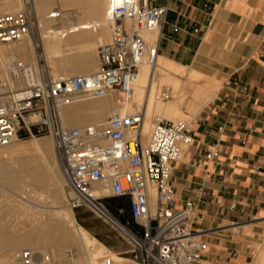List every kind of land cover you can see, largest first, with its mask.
Masks as SVG:
<instances>
[{"label":"built area","instance_id":"obj_1","mask_svg":"<svg viewBox=\"0 0 264 264\" xmlns=\"http://www.w3.org/2000/svg\"><path fill=\"white\" fill-rule=\"evenodd\" d=\"M168 11V4L159 5L158 0H110L111 37L98 48L97 72L55 78L37 44L36 64L14 65L27 76L25 88L0 93V148L49 134L65 181L67 207L74 212L88 208L104 218L132 246L136 264H215L194 230L195 202L179 206L171 182L174 165L184 160V149L193 143L192 123L158 120L144 146L145 108L120 111L132 102L141 67L153 66L159 57V36L150 43L146 34L160 33ZM40 29L35 1L23 0L17 12L0 15V46L27 37L36 41ZM0 86L6 88L2 81ZM107 96H114L116 109L104 122L64 125L62 107ZM169 97V88L157 94L160 100ZM206 156L211 159L213 152ZM96 184H110L111 196L125 200L128 219L121 221L103 204L105 198L92 196ZM150 185L156 187L154 199ZM118 213L124 215L125 208ZM16 261L35 264L29 249L18 252Z\"/></svg>","mask_w":264,"mask_h":264},{"label":"crops","instance_id":"obj_2","mask_svg":"<svg viewBox=\"0 0 264 264\" xmlns=\"http://www.w3.org/2000/svg\"><path fill=\"white\" fill-rule=\"evenodd\" d=\"M158 4L169 7L159 56L221 82L192 121L193 143L171 182L179 206L196 204L194 230L207 258L232 263L235 235L264 231V0Z\"/></svg>","mask_w":264,"mask_h":264},{"label":"bare ground","instance_id":"obj_3","mask_svg":"<svg viewBox=\"0 0 264 264\" xmlns=\"http://www.w3.org/2000/svg\"><path fill=\"white\" fill-rule=\"evenodd\" d=\"M34 1L41 25L39 45L42 48V54L46 63L49 64L48 67L51 74L55 78H58L88 74L94 69H98L99 71L101 65H97L95 61L89 63L88 67L80 66V68H77L76 66H69L66 62L60 61L57 58L65 51H61L60 49V44L63 40L70 43L85 36L86 38L89 37L90 39L82 43V45L93 51L96 48L97 42H103L109 37V32L111 31L108 18L110 0ZM227 2L229 3V1ZM22 5L23 0H2L0 3V13L7 11L15 12L17 9L20 10ZM56 7L60 8V18L63 21L66 20L71 23L72 19L75 18L84 20V22H79L78 25L70 28H52L51 25L56 21L57 16ZM156 31L157 38L159 30ZM154 36L152 35L151 39ZM207 46V48H212L213 46H218V44L215 42L213 46ZM92 53L90 54L91 58H93ZM29 55L33 59L24 63L23 60L27 59ZM37 57V43L31 37L23 39L21 45L14 49H9L5 45L3 47L0 46V81L6 84L5 89L0 86V93L7 90L24 89L27 83V76L24 73H18L14 65L16 62L27 66L36 64L38 61ZM55 63H59V66L54 67ZM175 64L176 62L159 56L153 66H142L141 74L135 85L131 99L132 102L120 110L122 113L131 112L130 110H139L142 109V104H145L143 101L146 102L145 119L147 120H145L142 128L144 146L149 142L154 124L158 120H161V118L150 120L153 119L155 113L169 111L171 118L176 117L179 111L185 114L187 112L185 105L191 98L194 87L198 86L201 82V76L203 75L201 72L196 71V69L193 70L190 67L185 70H176L172 67ZM155 73H159L163 80L168 79L171 83L168 84V87L172 98L165 104L160 99H157L156 89L158 83ZM204 85L201 83L199 86L203 87ZM195 98H197V95ZM82 102L85 103L79 105L75 103L74 105H68L69 107L64 106L67 109L61 108V117L65 126L69 127L68 125L79 124L85 121H91L92 124H97V122L102 123L105 121L104 118L107 113H110V116L113 110L116 109L115 106L105 107L103 103L86 102V100ZM85 109L93 110L95 114L93 116L85 115ZM93 119L97 120L94 121ZM17 142L0 148V181H2L4 189L15 193L14 200H23L24 209H22L21 204H18L21 207V211L16 210L17 214H15L22 215L23 218L25 215L29 223L24 224L25 221L22 223V226H17L20 222L16 225V228L10 223L7 224V227L2 225L0 236L4 233L6 235L9 234L10 240L8 239L9 243H5L6 246H4L3 250L0 249L5 254L2 256L3 258L0 257L2 258L0 264H14L16 262V255L21 251V248L32 242L35 245L42 242L46 244L48 242L51 246L59 247V251L69 243L76 244L84 257L82 263H79L78 260L79 264H127L126 259L111 252L105 245L94 239L84 227L79 225L74 211L67 208L66 204L65 206L63 205V202L66 201L65 181L59 167V162L55 160L56 150L53 139L51 137H41L30 143ZM4 189L0 191V197L5 195L6 190L4 191ZM150 190L154 199L156 197V187L150 185ZM90 192L95 198H105L111 192L110 184H96L90 189ZM6 196L8 195L6 194ZM153 203L155 204L154 201ZM27 210H31V213H27ZM4 211L2 212L5 213ZM65 224H67V227ZM122 228V233L126 235L127 230L123 226ZM36 233L47 234L48 238L46 242L43 239L34 238V234ZM262 259H264V246L255 253L252 264H264ZM45 260V256H34L35 264H47Z\"/></svg>","mask_w":264,"mask_h":264},{"label":"rangeland","instance_id":"obj_4","mask_svg":"<svg viewBox=\"0 0 264 264\" xmlns=\"http://www.w3.org/2000/svg\"><path fill=\"white\" fill-rule=\"evenodd\" d=\"M1 2H2V0H0V3ZM56 8L57 9L55 11L57 13V16H56V21L51 25L52 28H59V29L70 28L72 26L78 25L79 22H84V20H78L75 18L72 19L71 23L66 21V20L63 21V19L60 18V16H61L60 8L59 7H56ZM18 10L19 9H17L15 12H17ZM8 13H14V12H11V11L10 12L9 11L2 12V13H0V15L8 14ZM110 32H109V37L105 41L96 43V46H95L96 48H94L93 51H91L90 48L84 47L82 45V43H85V42H87L88 39H90L89 37L86 38V36H85V37H83L77 41L75 40V41L70 42V43L63 40V42L60 44V46H61L60 49H61V51H63V50H65V51H63L62 54H60L57 59L60 61L66 62L69 66H76L77 68H80V66L88 67L89 63H92L94 61L97 65L100 64L99 57H98V48L101 45L109 42L110 36H111ZM152 35H155L153 37V39H151ZM156 35H157V31L148 32L146 34L147 41L150 43L155 41ZM22 42H23V40L16 42V43H13V44L5 45V47H7L9 49H14V48L18 47L19 45H21ZM36 43L37 44L40 43L38 38H36ZM66 45H69V46H66ZM3 46L4 45H2L1 47H3ZM66 50H68V51H66ZM42 53H43V51H42ZM91 53H92L93 58L90 57ZM32 59H33V57H31L29 55L27 57V59L23 60V62L26 63L27 61H30ZM58 64L59 63H55L53 66L58 67L59 66ZM179 65H181V64H178V66H177V63H176L172 67L176 70L177 69L178 70H185L188 68L186 66L183 67V65L182 66H179ZM48 66H49V64H48ZM96 71H98V69H94L93 71H90V72H96ZM155 76H156L157 83H158L157 89H156V95H157L163 87L169 88L168 84H171V83L168 79L163 80V78L159 75V73H155ZM161 79L163 80V82H161L162 81ZM201 83H203L205 85L203 87H200L199 85ZM200 84H198V86L194 87V89L192 91V96L189 99V101L187 102V104L185 105V108L187 110V112L185 114L182 111H179L178 112L179 114H177L176 117L171 118L169 111H167V112H156L153 119H150V120L152 121V120H155L157 118L167 119V120H171V121L182 120V121H187L191 124L192 121L198 116L199 111L202 110V108H204L205 106H207L211 102L212 98L218 92L219 87L221 85V82H220L218 77H210V76H206L203 74L201 76ZM196 95H197V98H195ZM171 98L172 97L170 96L169 99L161 100V102L163 104H165V103L169 102L171 100ZM87 101L92 102V103H103V105L105 107L116 106L114 96H107L104 98H97V99H89V100H86V102ZM83 103H85V102H79V103H76V105L83 104ZM143 103H145V104H142V108H145V110H146V102L143 101ZM67 107H69V106H67ZM67 107H64V109L65 108L67 109ZM130 111L134 112L133 110H130ZM84 112H85V115H92L93 116L95 114V112L93 110H90V109H85ZM109 114L110 113H107L106 117L104 118L105 120L109 117ZM93 120L96 121L97 119L96 120L93 119ZM145 120H147V119H145ZM97 123H100V122H97ZM89 124H92L91 121L90 122L85 121V122H81L79 124L68 125V126L69 127H80V126L83 127V126H86ZM151 128H152V125H151ZM41 137H51V136L49 134H43V135L37 136V137H29L25 140L18 141L17 143H30L33 140L35 141L37 138L39 139ZM51 139H52V137H51ZM55 160L58 162V158H57L56 154H55ZM60 174H61V172H60ZM2 184H3L2 181H0V191H3L2 189H4ZM5 190L6 189H4V191ZM4 194L5 195L0 197V206L2 207V208L0 207V211H1L0 228L2 229V227L4 225L7 227V224H9V223L12 224V226H15V228H16V225L20 222L21 223L18 224L17 226H22L23 225L22 223H24L25 221L26 222L24 224L29 223L28 219L26 218L25 215H24V218L22 215H16L17 214L16 210L21 211V207H19L20 204L22 205V209H24L23 208L24 205L22 204L23 200H19V199L14 200L13 198H15V193H13V191L6 190ZM6 194L8 196H6ZM111 194L112 193L110 192V194L107 197H105L103 204L115 216L120 217V220L124 222L126 219H128V210L125 209V214L122 216L119 215L118 210L120 208H123V205H126V206H128V205L124 199L112 197ZM65 204H66V201L63 202L64 206H65ZM13 208L14 209L17 208V209L14 210ZM2 211H4L5 213H3ZM26 212L31 213V210H27ZM74 213H75V216H76V219H77V222L79 223V225L84 227L91 234V236L94 237V239H96L97 241H99L103 245H105L111 252H113V253L117 254L118 256L126 259L125 261L127 262V264H136L135 253L133 252L132 246L129 244V242L126 240V238H124L119 233V231L114 230L111 227V225L107 221L104 220V218L100 217L99 215H97L95 212H93L91 209H88V208H81L79 210H76ZM21 217H22V219H21ZM3 218H5V219H3ZM65 226L67 227V224H65ZM4 234L2 236H0V249H2V250L4 249V246H6V244L9 243L8 241L10 240L9 234L8 235H6V233H4ZM34 235H35L34 238L43 239L45 242H46V239L48 238V235L45 233H40V234L36 233ZM3 238H5V239H3ZM235 238L238 242H240L239 248L237 251V257H233L232 263L219 262V264H252L254 261V258H255V253L264 246V231L259 232V233H252V232L248 233V232H245L242 230L240 235H235ZM2 239H3V241H2ZM6 239H7V241H6ZM1 242H3L4 245ZM52 247H53V250H52ZM62 248L63 249H61V251H59V247L51 246V244L48 242H46V244L44 242H42V243L36 244V245L34 242H32V243H29L26 246L22 247L21 251L29 249L32 251L34 256L35 255L43 256V257L45 256V258H46L45 262L47 264L48 263L49 264H61L65 261H68L69 264H79L80 262L82 263V260L84 258L83 253H81L79 251L76 244L69 243ZM4 255L5 254L3 252H1V250H0V257H2ZM81 257H82V259H81ZM2 258H0V261ZM78 260H79V263H78ZM211 261L214 262L215 264H218L217 260L213 259ZM262 261L264 262V259H262ZM14 264H18L17 261ZM122 264H126V263H122Z\"/></svg>","mask_w":264,"mask_h":264},{"label":"trees","instance_id":"obj_5","mask_svg":"<svg viewBox=\"0 0 264 264\" xmlns=\"http://www.w3.org/2000/svg\"><path fill=\"white\" fill-rule=\"evenodd\" d=\"M122 199V198H121ZM123 208L127 209L128 210V206L126 205H123ZM128 217H129V214H128Z\"/></svg>","mask_w":264,"mask_h":264}]
</instances>
